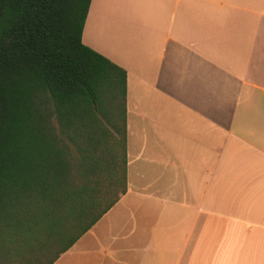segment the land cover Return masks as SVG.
I'll list each match as a JSON object with an SVG mask.
<instances>
[{
	"label": "crops",
	"instance_id": "0c3cea01",
	"mask_svg": "<svg viewBox=\"0 0 264 264\" xmlns=\"http://www.w3.org/2000/svg\"><path fill=\"white\" fill-rule=\"evenodd\" d=\"M125 71L126 192L53 264H264V0H90Z\"/></svg>",
	"mask_w": 264,
	"mask_h": 264
},
{
	"label": "trees",
	"instance_id": "16d2710c",
	"mask_svg": "<svg viewBox=\"0 0 264 264\" xmlns=\"http://www.w3.org/2000/svg\"><path fill=\"white\" fill-rule=\"evenodd\" d=\"M90 0H0V264H53L126 192L125 71Z\"/></svg>",
	"mask_w": 264,
	"mask_h": 264
}]
</instances>
